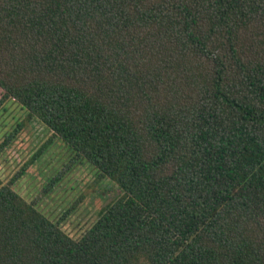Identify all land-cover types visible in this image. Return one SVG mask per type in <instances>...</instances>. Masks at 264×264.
I'll use <instances>...</instances> for the list:
<instances>
[{
	"label": "trees",
	"instance_id": "1",
	"mask_svg": "<svg viewBox=\"0 0 264 264\" xmlns=\"http://www.w3.org/2000/svg\"><path fill=\"white\" fill-rule=\"evenodd\" d=\"M10 100L119 195L71 238L0 180V264H264V0H0Z\"/></svg>",
	"mask_w": 264,
	"mask_h": 264
},
{
	"label": "rangeland",
	"instance_id": "2",
	"mask_svg": "<svg viewBox=\"0 0 264 264\" xmlns=\"http://www.w3.org/2000/svg\"><path fill=\"white\" fill-rule=\"evenodd\" d=\"M4 144L0 147L2 183L12 182L22 199L59 223L71 238H78L119 195L110 181L97 179L89 164H70L67 146L37 121H26L24 110L11 100L0 108V146ZM51 178L58 181L46 190Z\"/></svg>",
	"mask_w": 264,
	"mask_h": 264
}]
</instances>
